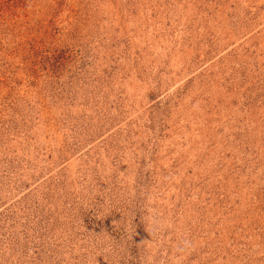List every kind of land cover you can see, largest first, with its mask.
<instances>
[{
  "label": "rangeland",
  "instance_id": "1",
  "mask_svg": "<svg viewBox=\"0 0 264 264\" xmlns=\"http://www.w3.org/2000/svg\"><path fill=\"white\" fill-rule=\"evenodd\" d=\"M0 264H264V0H0Z\"/></svg>",
  "mask_w": 264,
  "mask_h": 264
}]
</instances>
